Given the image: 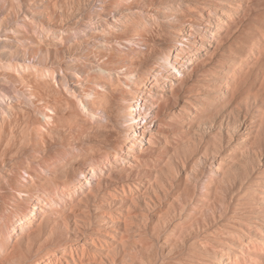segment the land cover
I'll use <instances>...</instances> for the list:
<instances>
[{
  "label": "rangeland",
  "instance_id": "1",
  "mask_svg": "<svg viewBox=\"0 0 264 264\" xmlns=\"http://www.w3.org/2000/svg\"><path fill=\"white\" fill-rule=\"evenodd\" d=\"M75 250L264 264V0H0V264Z\"/></svg>",
  "mask_w": 264,
  "mask_h": 264
},
{
  "label": "bare ground",
  "instance_id": "2",
  "mask_svg": "<svg viewBox=\"0 0 264 264\" xmlns=\"http://www.w3.org/2000/svg\"><path fill=\"white\" fill-rule=\"evenodd\" d=\"M134 134H135V136H136V135H139L138 132H135ZM73 250H74V249H73ZM75 252H76V250H75ZM79 253H80V250L76 252V255H75V254L72 255V259H73V262H74L75 264H77L78 261H79V263L83 262V260H82V255L79 254ZM108 256H109V258L113 261L112 264H114L116 257H113V256H111V255H109V254H108Z\"/></svg>",
  "mask_w": 264,
  "mask_h": 264
}]
</instances>
